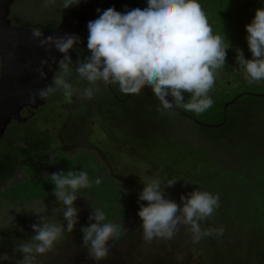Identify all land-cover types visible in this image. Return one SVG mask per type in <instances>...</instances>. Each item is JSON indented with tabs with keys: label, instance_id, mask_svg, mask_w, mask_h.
Masks as SVG:
<instances>
[{
	"label": "rangeland",
	"instance_id": "374dc122",
	"mask_svg": "<svg viewBox=\"0 0 264 264\" xmlns=\"http://www.w3.org/2000/svg\"><path fill=\"white\" fill-rule=\"evenodd\" d=\"M143 1V5L137 7L144 8L146 0ZM134 4L135 0H126L118 11L133 9ZM71 9H64L60 0L56 4H46L45 0H16L11 7L10 18L15 25L37 30L51 29ZM227 18L231 19L230 16ZM224 35L230 42V32ZM239 77L245 80L243 70L226 61L210 95L230 101L242 92L235 81ZM72 83L78 90L88 86L87 81L80 80L75 74ZM113 87L119 92L118 86ZM107 88L101 84L91 99L81 98L79 92H74L71 98L57 92L46 99L33 119L11 125L0 138V255L8 254L3 264H20L23 254L15 251V247L35 234L31 226L39 222L38 214L32 209L51 222L66 223L63 221V206L53 193L55 185L51 182V174L60 171L78 173L80 170L88 173L90 186L77 193L79 197L75 203L81 211L76 228L70 233L65 231L51 251L38 255L36 264H97L89 259L80 230L94 222L89 217L97 207L104 210L108 221L122 226L120 234L109 241V251L99 264H264V258L261 261L254 255L263 241L253 239L252 225L244 218L241 220L234 213H228L232 210L229 205L232 194L224 193L227 197L220 198V206L213 216L202 223V228H215L212 221H217V213L223 234L205 237L199 243H193L189 228L183 225L171 240L146 242L142 220L138 216L140 203H147H138L143 180L158 178L165 187L166 197L178 204L182 194L187 195L196 188L209 189L204 186L205 181L203 187L200 186L201 178L194 171L181 168L176 172L159 157L147 160L142 148L147 150L149 142L146 140V143L141 136L150 138L156 132L164 140L165 135H169L175 142L201 146L208 160L237 170L253 185L257 176L264 175V161H260L264 150V103L260 106L261 102L256 101L262 108L247 111L250 118L246 121L253 129L247 127L248 123L233 126L232 142L222 147L219 131L204 130L198 120L173 109L162 110L159 100L147 87L142 88L139 95H134L138 102L130 124L128 122L125 126L118 119L106 123L103 107L116 103L114 94ZM243 88L248 89V86ZM119 95L126 98L121 92ZM151 96L157 101L154 102ZM241 105L254 108L256 104L250 106L241 102ZM124 107L114 110L123 112L132 110L134 106L126 102ZM160 146H155V156L168 153L166 147ZM191 176H195L198 183H194ZM97 178L101 180L100 184L95 183ZM170 179L176 181L169 187L166 185ZM224 212L225 216L221 218L219 214Z\"/></svg>",
	"mask_w": 264,
	"mask_h": 264
},
{
	"label": "clouds",
	"instance_id": "9594fccd",
	"mask_svg": "<svg viewBox=\"0 0 264 264\" xmlns=\"http://www.w3.org/2000/svg\"><path fill=\"white\" fill-rule=\"evenodd\" d=\"M45 3L56 4L57 0H45ZM60 3L64 9H69L79 6L81 0H60ZM97 12L96 19L87 21L86 48L90 54L83 58L78 45L82 42L79 33L85 23L78 34L44 35L33 28L36 30L33 36L41 47L61 54L56 59L52 82L31 96L33 103L37 99L46 102L57 92L67 98L79 92L81 98L91 99L102 84L118 86L124 95H139L142 88H150L162 110L179 107L201 114L213 105L210 92L226 64L231 44L225 35L213 32L200 0H146L144 8L122 12L111 7L97 9ZM245 28L251 58L245 57L243 49H237L236 61L249 84L260 83L264 81V6L256 9ZM74 51L77 52L75 61L71 55ZM38 72L41 78L47 79L43 67ZM74 74L87 81L88 86L82 90L74 88ZM185 93L190 94L187 102ZM175 181L170 179L166 186H172ZM51 182L55 185L53 193L63 206L66 223L51 222L32 209L38 214L39 222L31 226L35 234L15 247V251L23 254L20 264H36L37 256L51 251L64 232H72L79 221L81 209L75 202L78 191L90 186L88 173L84 170L78 173L60 171L51 174ZM95 183L100 184L101 180L97 178ZM143 183L138 203H147H140L138 216L142 220L144 241L171 240L182 225L189 228L193 243L223 234L222 226L202 228V223L220 206L218 193L196 188L187 195L182 194L178 204L166 197L165 187L158 178L143 180ZM89 219L94 222L81 227L82 241L89 259L99 264L109 251V241L120 234L122 226L108 221L99 207L93 209ZM7 259V253L0 255V264Z\"/></svg>",
	"mask_w": 264,
	"mask_h": 264
},
{
	"label": "trees",
	"instance_id": "16d2710c",
	"mask_svg": "<svg viewBox=\"0 0 264 264\" xmlns=\"http://www.w3.org/2000/svg\"><path fill=\"white\" fill-rule=\"evenodd\" d=\"M135 2L136 4H134V8H136L137 5L142 6L144 3L143 0H135ZM200 3L213 32L222 36L227 32H230L231 34V47L227 50L226 61L231 65L239 66L236 61L237 49H243L245 57L251 58V52L248 48L246 40L247 32L245 26L251 22L255 15L256 9L264 6V0H200ZM228 16H230L231 19H228ZM231 68L236 69L237 67ZM235 81L238 82L237 86L242 89V92L237 93L231 99L233 100L236 98L232 103H229L225 113V103L229 100L225 101V99L221 98L220 96H212L214 101L213 105L207 111L201 114L183 109L188 115L198 121H204V123L220 121L219 123H211L210 125H202L200 123L199 125L202 127V129L207 131H219V133L222 134L219 138L222 147H226L228 146V143L232 142L233 135H231V128L233 126L239 127L245 123H248L247 127L253 129L249 121H246L250 118V113L247 111L255 110L256 108H262L258 107L259 105H257L256 101L261 102L260 106H262L264 103V81L260 83L249 84L241 77L236 78ZM246 85L248 86V89L243 88ZM107 89L111 90L114 96L116 93L118 98L115 96L116 103L114 105L103 107V116L106 119L105 122L109 123L108 121L111 122L118 119V122L125 124V126L128 122L130 124V121L133 120L132 117L135 114V106H137L136 102H138L136 97H134V95H126V98L123 99L119 95L117 89L113 87V85L108 86ZM184 95L185 102H187L189 100L190 94L185 93ZM151 99L154 102L157 101L154 96H151ZM151 99L149 98V100ZM126 102L132 103L134 106L132 110L125 109L123 112L114 110L115 108H125L124 105ZM241 102L247 103L250 106H253V104L256 105H254V108H250L248 105H246V107L245 105L242 106ZM143 103L146 104V102ZM126 110L128 113H126ZM162 137L163 136L156 132L152 133L150 138L141 136V138L145 139L146 143L147 141L149 142V148H147V150H145L146 148L141 147L143 149L142 153H146L145 155L147 156V160H157L159 157L161 158V161L163 159L164 163L166 162L169 164V166H171L176 172L181 168H185V170L189 172L194 171L197 177L201 178L200 186L203 187V181H205L206 184H204V186H208L210 189L209 190L205 187L206 190L213 193H218L221 199L227 197L226 195L232 194L231 201L229 203V205L232 207V210H229L228 213L232 212L237 218L241 220L244 218L246 222L252 225V233H255L253 239L256 241V238H258L263 241L261 247L259 248L257 246V250L254 252L256 259H260L262 261V258H264V175L257 176V180H255L252 185L247 179H244V177L237 170H231L228 166H225L218 161L211 159L208 160L207 154L201 146L196 147L189 144L188 142H175L173 140L174 138H171V136L169 137V135H165V140L162 139ZM170 140L172 141L168 142ZM162 143H170L171 145L165 146ZM156 145L158 147L160 145V147H166L165 151L168 153H163L161 156H155L153 150L155 149ZM136 159L138 160L139 158ZM142 159L140 161L145 160ZM260 161H264V150L263 156H260ZM130 165L132 166L133 164ZM191 178L193 179L194 183H198V180L195 178V176H191ZM231 181H235L236 184H232ZM237 182L242 184V187ZM224 193L226 195H224ZM235 197H237V200ZM247 204H249V206H247ZM215 215H217V221H212V225L215 228L221 227L222 224H219L220 218H218L217 213ZM219 215H221L222 218L225 216V212Z\"/></svg>",
	"mask_w": 264,
	"mask_h": 264
},
{
	"label": "water",
	"instance_id": "95a60500",
	"mask_svg": "<svg viewBox=\"0 0 264 264\" xmlns=\"http://www.w3.org/2000/svg\"><path fill=\"white\" fill-rule=\"evenodd\" d=\"M15 1L0 0V138L4 136L12 121L24 122L33 115H23L22 110L25 107L37 109L45 104V100L39 99L33 103L31 96L52 82L56 59L61 55L54 49L49 51L41 47L39 40L33 36L35 29L12 23L9 15ZM124 1L81 0L79 6L72 7L57 26L39 31L44 35L78 34L84 23L98 17L96 13L98 4L103 3L105 9L111 7L118 9ZM86 45L87 38H83L79 46ZM71 55L74 56L75 52ZM44 61H47L46 65L43 64ZM41 67L47 73V79L40 77L38 70ZM235 99L225 103L224 113L229 103ZM173 110L195 120L182 108Z\"/></svg>",
	"mask_w": 264,
	"mask_h": 264
},
{
	"label": "flooded vegetation",
	"instance_id": "af4514ba",
	"mask_svg": "<svg viewBox=\"0 0 264 264\" xmlns=\"http://www.w3.org/2000/svg\"><path fill=\"white\" fill-rule=\"evenodd\" d=\"M125 1H126V0H125ZM122 5H123V4H120L119 7L122 6ZM119 7H118V9H119ZM97 9L104 10V9H105L104 4H103V3H100V4L97 5L96 13L99 15V13L97 12ZM87 24H88V22L84 24L82 30H81L80 33H79V35H80V37H81L82 39L88 37V29H87V31H86ZM78 48H79L78 51H79V54H80V57H81V58H82V56H86V55L90 54V53L88 52L86 46H79V45H78ZM74 52H75V51H74ZM73 57H77V52H75V55H74ZM108 86H109V85H108ZM115 96L117 97V94H116V93H115ZM117 98H118V97H117ZM39 109H40V107L37 108V109H32V108H29V107H25V108L22 110V113H23V115H25V116H26V115L33 114L32 117H34V116L37 114V112L39 111ZM30 118H31V117H30ZM27 121H28V120H27ZM15 123H17V121H12L11 125H13V124H15ZM11 125H10V126H11ZM10 126H9V127H10Z\"/></svg>",
	"mask_w": 264,
	"mask_h": 264
}]
</instances>
